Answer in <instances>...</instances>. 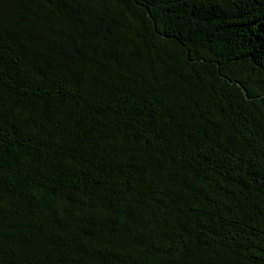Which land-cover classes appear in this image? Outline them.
Wrapping results in <instances>:
<instances>
[{"label": "trees", "instance_id": "trees-1", "mask_svg": "<svg viewBox=\"0 0 264 264\" xmlns=\"http://www.w3.org/2000/svg\"><path fill=\"white\" fill-rule=\"evenodd\" d=\"M0 264H264V0H0Z\"/></svg>", "mask_w": 264, "mask_h": 264}]
</instances>
